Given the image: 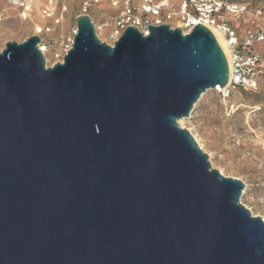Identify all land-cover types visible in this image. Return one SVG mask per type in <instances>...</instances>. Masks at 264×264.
Listing matches in <instances>:
<instances>
[{
	"label": "water",
	"instance_id": "95a60500",
	"mask_svg": "<svg viewBox=\"0 0 264 264\" xmlns=\"http://www.w3.org/2000/svg\"><path fill=\"white\" fill-rule=\"evenodd\" d=\"M76 24L63 63L0 52V264H264L244 183L178 125L229 81L211 31Z\"/></svg>",
	"mask_w": 264,
	"mask_h": 264
},
{
	"label": "rangeland",
	"instance_id": "374dc122",
	"mask_svg": "<svg viewBox=\"0 0 264 264\" xmlns=\"http://www.w3.org/2000/svg\"><path fill=\"white\" fill-rule=\"evenodd\" d=\"M169 1L178 5L181 0ZM224 1L247 6V13L241 17L224 16L227 26L237 32L242 43L249 32H264V0ZM135 5L139 3L136 1ZM45 6H53L57 13L67 7L64 22L55 25L52 19H45L41 12ZM122 10L123 5L114 7L108 0H37L31 15L24 19L18 8L0 0V52L6 43H23L41 27H50L53 31L42 35V39L52 45L47 54L51 67L57 61L54 55L62 50V39L72 36L77 29L76 18L81 15H89L97 37L113 46L121 36L116 35V18ZM150 24H154L151 19ZM172 28L179 29L176 24ZM252 51L264 61V42L254 43ZM202 96L191 117L185 119L184 129L199 140L213 169L244 183L241 204L264 220V72L256 92L220 93L210 89Z\"/></svg>",
	"mask_w": 264,
	"mask_h": 264
},
{
	"label": "built area",
	"instance_id": "2783aa9c",
	"mask_svg": "<svg viewBox=\"0 0 264 264\" xmlns=\"http://www.w3.org/2000/svg\"><path fill=\"white\" fill-rule=\"evenodd\" d=\"M9 4L18 8L24 19L33 12L37 0H7ZM98 2L99 0H95ZM114 7L123 5V10L117 16L116 35H120L127 27H135L149 35L148 26H161L176 24L183 34H189L198 25L215 27L222 32L230 51V82L220 93H230L234 90L244 92H256L260 88V78L264 72V61L252 51L254 43L264 42V32H249L246 41L242 43L237 32L228 27L225 14L241 17L247 13V6L234 4L224 0H181L178 5L169 0H108ZM139 6L135 5V2ZM45 19H52L55 25H61L67 15L68 9L64 7L61 12L53 6H45L41 9ZM150 19L154 24H150ZM207 28V27H206ZM173 29V28H172ZM53 28H40L36 35L40 37L39 49L45 57L48 65L47 54L52 45L45 43L42 35L49 34ZM77 29L71 37L64 38L61 42L62 50L54 55L56 63H63L64 57L69 53L74 44ZM54 63L52 66H54ZM51 66V67H52Z\"/></svg>",
	"mask_w": 264,
	"mask_h": 264
},
{
	"label": "bare ground",
	"instance_id": "6f19581e",
	"mask_svg": "<svg viewBox=\"0 0 264 264\" xmlns=\"http://www.w3.org/2000/svg\"><path fill=\"white\" fill-rule=\"evenodd\" d=\"M206 27L211 31V33L215 37L217 43L219 44L220 48L222 49V51H223V53H224V55H225V57H226V59L228 61V65H229V81H228V83L226 85V86H228V84L230 82V68H231V65H230V61H229L230 51H229V48H228V45H227V39H226L225 35L222 32H220L217 28H215V27H209V26H206ZM222 89L223 88H220V90H222ZM214 90H218V88H216ZM184 121H185V119H181V120L178 121V125L181 128H185L184 127ZM195 139L198 142V145H199L200 149H203L202 148V145L199 142V140L196 137H195ZM220 171H221L220 173H222L224 175V172L222 170H220Z\"/></svg>",
	"mask_w": 264,
	"mask_h": 264
}]
</instances>
